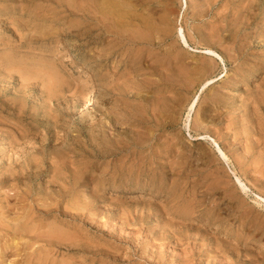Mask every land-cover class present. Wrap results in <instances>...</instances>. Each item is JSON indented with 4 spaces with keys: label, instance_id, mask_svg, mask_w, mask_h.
Wrapping results in <instances>:
<instances>
[{
    "label": "rangeland",
    "instance_id": "obj_1",
    "mask_svg": "<svg viewBox=\"0 0 264 264\" xmlns=\"http://www.w3.org/2000/svg\"><path fill=\"white\" fill-rule=\"evenodd\" d=\"M253 1L0 0V179L28 158L37 174L22 176L21 200L0 188V264H264V205L236 177L264 197V0Z\"/></svg>",
    "mask_w": 264,
    "mask_h": 264
},
{
    "label": "bare ground",
    "instance_id": "obj_2",
    "mask_svg": "<svg viewBox=\"0 0 264 264\" xmlns=\"http://www.w3.org/2000/svg\"><path fill=\"white\" fill-rule=\"evenodd\" d=\"M248 1V0H247ZM255 1V0H254ZM253 1V2H254ZM257 1H260V0H257ZM250 2V1H249ZM245 3H247V2H245ZM259 3V2H258ZM247 4H249V3H247ZM251 4V3H250ZM249 4V5H250ZM20 5V4H19ZM107 6L109 5V4H106ZM123 4H121V6H122ZM253 6H254V4H252ZM255 6H257V4L255 5ZM260 6H261V4H260ZM129 7V6H128ZM243 7V6H242ZM249 7H251V6H249ZM109 8V15L110 16H113V17H115V16H118V14L116 15V12L114 11V5H110V7H108ZM241 8V7H240ZM239 8V9H240ZM245 8V7H244ZM85 9V8H84ZM238 9V8H237ZM116 11H117V9H115ZM258 10V9H257ZM246 11H248L247 10V8H246ZM250 11V10H249ZM254 11V10H253ZM107 12V11H106ZM119 12V11H118ZM233 12V11H232ZM243 12V11H242ZM98 13V12H97ZM120 13V12H119ZM257 13V12H256ZM237 14V13H236ZM248 14V13H247ZM247 14H245L246 16H247ZM104 15V14H103ZM102 15V16H103ZM119 15H122V14H119ZM124 15V14H123ZM123 15L121 16V19L123 18ZM245 16V17H246ZM249 16V15H248ZM104 17H106L105 15H104ZM109 17V16H108ZM107 17V18H108ZM119 17V16H118ZM125 17H127V16H125ZM217 18V17H216ZM242 18V17H241ZM240 18V19H241ZM244 18V17H243ZM243 18H242V20H243ZM249 18V17H248ZM81 19V18H80ZM89 19V18H88ZM104 19V18H103ZM108 19H111V18H108ZM108 19H107V21H108ZM112 19H115V18H112ZM117 19V18H116ZM115 19V20H116ZM129 19V18H128ZM134 19V18H133ZM225 19V18H224ZM251 19V18H250ZM118 20V19H117ZM130 20V19H129ZM218 20V19H217ZM239 20V19H238ZM244 20H246V19H244ZM106 21V20H105ZM120 21V20H119ZM118 21V22H119ZM139 21V20H138ZM137 21V22H138ZM141 21V20H140ZM264 21V20H263ZM109 22V21H108ZM117 22V21H116ZM117 22V23H118ZM124 22H126V21H124ZM124 22H122V23H124ZM131 22V21H130ZM144 22V21H143ZM142 22V23H143ZM225 22V21H224ZM229 22V21H228ZM243 24L245 23V22H243V21H241ZM253 22V21H252ZM111 21H110V23H108V24H110L109 26L110 27H112V25H111ZM128 22H126V24H127ZM234 23V22H233ZM116 23H114V25H115ZM119 24H120V22H119ZM132 24V23H131ZM144 24H146L145 22H144ZM143 24V25H144ZM219 24V23H218ZM228 24V23H227ZM246 24V23H245ZM263 24V23H262ZM113 25V26H114ZM116 25H118V24H116ZM138 25V24H137ZM237 25V24H236ZM241 25V24H240ZM239 25V26H240ZM119 26V25H118ZM128 26V25H127ZM130 26V25H129ZM132 26V25H131ZM142 26V25H141ZM146 26H147V24H146ZM108 27V26H107ZM109 27V28H110ZM115 27V29H116V26H114ZM120 27V26H119ZM136 26H134L133 27V29L135 28ZM138 27V26H137ZM144 27H145V25H144ZM219 27V26H218ZM257 27V26H256ZM261 27V26H260ZM138 28H140V27H138ZM143 28V27H142ZM147 28V27H146ZM145 28V29H146ZM159 28V27H158ZM167 28V27H166ZM216 28V27H215ZM222 28V27H221ZM262 28V27H261ZM114 29V28H113ZM115 29H114V31H115ZM130 29H132V28H129V30ZM144 29V30H145ZM160 29V28H159ZM237 29V28H236ZM263 29V28H262ZM128 30V31H129ZM136 30H139V29H136ZM135 29L133 30V31H135V33H136V35L137 34H140V35H138V37L139 36H141L142 34L140 33V32H138V31H136ZM166 30V29H165ZM168 30V29H167ZM166 30V31H167ZM217 30V29H216ZM114 31H111L112 33L114 32ZM119 31H121V30H119ZM118 31V32H119ZM141 31V30H140ZM103 32V31H102ZM106 32V31H105ZM110 32V33H111ZM116 32H117V30H116ZM125 32V31H124ZM130 32V31H129ZM263 32V31H262ZM121 33V32H120ZM123 33V32H122ZM134 32H132L131 34H132V36L131 37H129V39L131 38V40L130 41H133L132 40V38L133 37H136V35L134 36V34H133ZM165 33V32H164ZM184 31L181 29V40L183 41V43H184V45L185 46H187V47H190L189 46V44H188V42H187V39H186V37H185V35H184ZM259 33V32H258ZM117 34V33H116ZM116 34H114V35H116ZM149 34V33H148ZM212 34V33H211ZM119 34H117V36H118ZM124 35V34H123ZM126 35V34H125ZM124 35V36H125ZM51 36V35H50ZM123 36V37H124ZM144 36V35H143ZM258 36V35H257ZM101 37V36H100ZM120 37V36H119ZM152 37V36H151ZM229 37V36H228ZM115 38V37H114ZM121 38H122V36H121ZM143 37H141V40H138V38H137V41H142V40H144V38L142 39ZM215 38V37H214ZM218 38H219V36H218ZM226 38V37H225ZM77 39V38H76ZM108 39V38H107ZM128 39V40H129ZM135 39V38H134ZM139 39H140V37H139ZM146 39V38H145ZM149 39H151V38H149ZM148 39V40H149ZM210 39V38H209ZM243 39V38H242ZM251 39V38H250ZM75 40V39H74ZM127 40V41H128ZM206 40V39H205ZM80 41V40H79ZM104 41V40H103ZM135 41V40H134ZM144 41H146V40H144ZM216 41V40H215ZM143 42V41H142ZM148 42H150V41H148ZM151 42H153V41H151ZM207 42V41H206ZM220 42V41H219ZM218 42V43H219ZM235 42V41H234ZM237 42V41H236ZM129 43V42H128ZM212 43V42H211ZM227 43V42H226ZM136 44V43H135ZM145 44V43H144ZM208 44V43H207ZM125 45V44H124ZM228 45V44H227ZM236 45V44H235ZM245 45V44H244ZM60 46V45H59ZM58 46V47H59ZM110 46H112V45H110ZM160 47V46H159ZM207 47H208V45H207ZM227 47V46H226ZM248 47V46H247ZM71 48V47H70ZM74 48V47H73ZM84 49V48H83ZM142 50V49H141ZM221 50H223L222 48H221ZM216 51V50H215ZM215 51H212V50H205V52H206V54H208L209 55V57H211V58H213V59H219L221 62H224V60H223V57H221L220 55H218ZM232 51V50H231ZM230 51V52H231ZM83 52V51H82ZM149 53V52H148ZM156 53V52H155ZM167 53V52H166ZM82 54V53H81ZM114 54V53H113ZM150 54V53H149ZM171 54V53H170ZM114 56V55H113ZM161 57V56H160ZM174 57V56H173ZM229 57V56H228ZM150 58V57H149ZM105 59V58H104ZM151 59H152V57H151ZM159 60V59H158ZM166 60V59H165ZM169 60V59H168ZM172 60V59H171ZM175 60V59H174ZM152 61H153V59H152ZM163 61V60H162ZM155 63V62H154ZM177 64V63H176ZM257 64V63H256ZM185 65V64H184ZM183 65V66H184ZM201 65V64H200ZM152 66V65H151ZM196 66V65H195ZM195 66H193V67H195ZM233 66V65H232ZM241 66V65H240ZM245 66V65H244ZM180 67V66H179ZM173 68V67H172ZM182 68V67H181ZM196 68V67H195ZM225 68V67H224ZM23 69V68H22ZM155 69V68H154ZM168 69H170V68H168ZM176 69H177V67H176ZM258 69V68H257ZM164 70V69H163ZM179 70V69H178ZM184 70V69H183ZM188 70V69H187ZM37 71V70H36ZM173 71V70H172ZM241 71V70H240ZM41 72V71H40ZM46 72V71H45ZM177 72V71H176ZM187 73H188V71H186ZM201 72V71H200ZM243 72V71H242ZM170 73V72H169ZM172 73V72H171ZM174 73V72H173ZM239 73V72H238ZM24 74H27V73H24ZM184 74V73H183ZM190 74V73H189ZM208 74V73H207ZM46 75V74H45ZM48 75V74H47ZM176 75V74H175ZM211 75V74H210ZM28 76V75H27ZM40 76V75H39ZM54 76V75H53ZM184 76V75H183ZM187 76V75H186ZM234 76V75H233ZM21 77H23V76H21ZM24 77H26V76H24ZM23 77V78H24ZM45 77H47V76H45ZM52 77V76H51ZM170 77V76H169ZM206 77V76H205ZM257 77V76H256ZM23 78L21 79V80H23ZM132 78V77H131ZM134 78V77H133ZM174 78V77H173ZM178 78V77H177ZM190 78V77H189ZM26 79V78H25ZM46 79V78H45ZM50 79V78H49ZM52 79H53V77H52ZM171 79H172V77H171ZM127 80V79H126ZM133 80V79H132ZM169 80V79H168ZM201 80V79H200ZM209 80V79H208ZM25 81V80H24ZM42 81V80H41ZM117 81V80H116ZM175 81V80H174ZM213 81V80H212ZM26 82V81H25ZM43 82H44V80H43ZM51 82V81H50ZM131 82V81H130ZM157 82V81H156ZM238 82V81H237ZM47 83H49V82H47ZM117 83V82H116ZM121 83V82H120ZM179 83V82H178ZM46 84V83H45ZM51 84H52V82H51ZM54 84V83H53ZM186 84V83H185ZM197 84V83H196ZM204 84H208V82H206V83H204ZM209 84H210V82H209ZM58 85V84H57ZM73 85V84H72ZM94 85V84H93ZM114 86H115V84H113ZM202 85V84H201ZM232 85V84H231ZM64 86V85H63ZM224 86V85H223ZM228 86V85H227ZM57 87V86H56ZM86 87V86H85ZM113 87V86H112ZM118 87H119V85H118ZM189 87V86H188ZM194 87V86H193ZM206 87V86H205ZM64 88V87H63ZM77 88V87H76ZM79 88V87H78ZM81 88H82V86H81ZM96 88V87H95ZM175 88V87H174ZM207 88V87H206ZM230 88V87H229ZM49 89H51L52 90V87L51 88H49ZM65 89V88H64ZM83 89V88H82ZM85 89V88H84ZM83 89V90H84ZM90 89V88H89ZM93 89V88H92ZM110 89V88H109ZM115 89V88H114ZM204 90H205V88H203ZM56 90V89H55ZM62 90V89H61ZM175 90H177V88L175 89ZM94 91V90H93ZM95 91H97V90H95ZM165 91V90H164ZM170 91V90H169ZM173 91V90H172ZM178 91V90H177ZM87 92V91H86ZM113 92V91H112ZM174 92V91H173ZM222 92V91H221ZM226 92V91H225ZM178 93V92H177ZM181 93V92H180ZM220 93V92H219ZM85 94V93H84ZM95 94V93H94ZM171 94V93H170ZM217 94H218V92H217ZM60 95V94H59ZM67 95H69V94H67ZM81 95V94H80ZM87 94H85V96H86ZM112 95V94H111ZM133 95V94H132ZM166 95V94H165ZM180 95V94H179ZM227 95V94H226ZM70 96H72V95H70ZM88 96V95H87ZM86 96V97H87ZM131 96V95H130ZM164 96V95H163ZM167 96H169V95H167ZM174 96H176L175 94H174ZM220 96V95H219ZM82 97V96H81ZM95 97V96H94ZM156 97V96H155ZM165 97V96H164ZM183 97V96H182ZM213 98V97H212ZM65 99V98H64ZM80 99V98H79ZM159 99V98H158ZM178 99H180V98H178ZM222 99V98H221ZM225 99V98H224ZM55 100V99H54ZM68 100H70V99H68ZM77 100H78V98H77ZM77 100H76V102H77ZM190 100V99H189ZM227 100V99H226ZM81 101H82V99H81ZM84 101V100H83ZM210 101V100H209ZM50 102H52V100H50ZM69 102V101H68ZM68 102H66V103H68ZM60 103V102H59ZM65 103V102H64ZM74 103V102H73ZM84 103V102H83ZM110 103V102H109ZM155 103H157V102H155ZM162 103V102H161ZM223 103V102H222ZM87 104V103H86ZM85 104V105H86ZM63 106H64V104H62ZM151 105H152V103H151ZM206 105V104H205ZM217 105V104H216ZM66 106V105H65ZM67 106H69V105H67ZM84 106V105H83ZM87 106V105H86ZM153 106V105H152ZM195 106H196V102L191 106V112L193 111V110H195ZM209 106V105H208ZM263 106V105H262ZM74 107V106H73ZM174 107V106H173ZM51 108V107H50ZM84 108V107H83ZM153 108V107H152ZM175 108V107H174ZM208 108V107H207ZM20 109V108H19ZM23 110V109H22ZM59 110V109H58ZM153 110V109H152ZM162 110V109H161ZM172 110H174V109H172ZM171 110V111H172ZM184 110V109H183ZM212 110V109H211ZM137 111V110H136ZM165 111V110H164ZM175 111V110H174ZM173 111V112H174ZM209 111V110H208ZM26 112V111H25ZM24 112V113H25ZM67 112V111H66ZM106 112V111H105ZM201 112V111H200ZM207 112V111H206ZM19 113V112H18ZM23 113V112H22ZM82 113H85V112H82ZM95 113H97V112H95ZM107 113V112H106ZM155 113V112H154ZM21 114V113H20ZM26 114V113H25ZM130 114V113H129ZM144 114V113H143ZM191 114V113H190ZM81 115V114H80ZM108 116V115H107ZM190 116V115H189ZM29 117V116H28ZM38 117V116H37ZM81 117V116H80ZM110 117V116H109ZM154 117V116H153ZM26 118V117H25ZM156 118V117H155ZM176 118V117H175ZM34 119V118H33ZM160 119V118H159ZM24 120V119H23ZM199 120V119H198ZM36 122H37V120H35ZM52 121V120H51ZM51 121H48V123L49 122H51ZM141 121V120H140ZM173 121V120H172ZM53 122H56V121H53ZM80 122V121H79ZM71 123V122H70ZM38 124V123H37ZM51 124V123H50ZM53 124V123H52ZM92 124V123H91ZM137 124V123H136ZM176 124V123H175ZM203 124V123H202ZM245 124V123H244ZM39 125V124H38ZM43 125V124H42ZM53 125H56V124H53ZM59 125V124H58ZM166 125V124H165ZM169 125V124H168ZM198 125V124H197ZM204 125V124H203ZM57 126V125H56ZM59 127V126H58ZM85 127V126H84ZM242 127V126H241ZM244 127V126H243ZM15 128V127H14ZM56 129H57V127H55ZM64 128V127H63ZM62 128V129H63ZM128 128V127H127ZM142 128V127H141ZM199 128V127H198ZM202 128H203V126H202ZM240 128V127H239ZM140 129V128H139ZM188 129V128H187ZM3 130V129H2ZM18 130V129H17ZM53 130H54V128H53ZM149 130H151V129H149ZM211 130V129H210ZM51 131V130H50ZM61 131V130H60ZM63 131H64V129H63ZM68 131V130H67ZM139 131V130H138ZM141 131V130H140ZM240 131V130H239ZM20 132V131H19ZM133 132V131H132ZM216 132V131H215ZM215 132H214V134H215ZM241 132V131H240ZM54 133V132H53ZM57 133V132H56ZM84 133V132H83ZM136 133V132H135ZM139 133V132H138ZM223 133V132H222ZM264 133V132H263ZM21 134H23V133H21ZM55 134V133H54ZM101 134V133H100ZM247 134V133H246ZM3 135H4V133H3ZM10 135V134H9ZM39 135H41V134H39ZM68 135V134H67ZM67 135H64V137L65 136H67ZM203 135V134H202ZM222 135V134H221ZM7 135H5V137H6ZM57 136V135H56ZM55 136V137H56ZM102 136V135H101ZM100 136V138L102 139V137ZM148 136H149V134H148ZM220 136V135H219ZM10 137V136H9ZM31 137V136H30ZM59 137V136H58ZM57 137V138H58ZM61 137H63V136H61ZM221 137V136H220ZM3 138H4V136H3ZM32 138V137H31ZM34 138H36V137H34ZM6 139V138H5ZM8 139V138H7ZM19 139H23V138H19ZM26 139V138H25ZM28 139H30V138H28ZM37 139V138H36ZM48 139H50V138H48ZM59 139V138H58ZM64 139V138H63ZM66 139V138H65ZM200 140H213V139H211V137L210 136H200V138H199ZM12 140V139H11ZM16 140V139H15ZM13 141L12 143H11V146H12V148H21V150L24 148H22L21 147V145H24V146H26L25 144H19V142H18V144L17 143H15V142H17V140L16 141ZM46 140V139H45ZM139 140V139H138ZM154 140V139H153ZM24 141V140H23ZM26 141V140H25ZM31 141V140H30ZM37 141H39V140H37ZM44 141V140H43ZM53 141V140H52ZM102 140H100V142H101ZM224 141V140H223ZM33 142H34V139H33ZM32 142V143H33ZM213 142L217 145V149H218V151H219V153H220V155H221V157H222V159L225 161V162H229V158H228V156L221 150V148H220V146L217 144V142L215 141V140H213ZM230 142V141H229ZM241 142V141H240ZM20 143H22V142H20ZM42 142H40V144H41ZM46 143V142H45ZM102 143V142H101ZM8 144H10L9 142H8ZM28 144V143H27ZM34 144V143H33ZM37 144V143H36ZM39 144V145H40ZM103 144V143H102ZM124 144V143H123ZM224 144V143H223ZM235 144V143H234ZM246 144V143H245ZM253 144V143H252ZM39 145H38V147H39ZM238 145V144H237ZM41 146V145H40ZM145 146V145H144ZM231 146V145H230ZM27 147V146H26ZM36 147V146H35ZM46 147V146H45ZM44 147V148H45ZM75 147V146H74ZM9 148H11V147H9ZM19 148V149H20ZM29 148H31V150L33 151V146L31 147H29ZM43 148V147H42ZM105 148V147H104ZM155 148V147H154ZM18 149V153H16L15 152V154H17L18 156H21L23 153H20L21 151ZM156 149V148H155ZM3 150V149H2ZM6 150V149H5ZM16 150V149H15ZM24 150H25V148H24ZM34 150H36V149H34ZM38 150V149H37ZM202 150V149H201ZM241 150V149H240ZM10 151H12V150H10ZM27 151H28V149H27ZM30 151V150H29ZM39 151V150H38ZM199 151V150H198ZM262 151V150H261ZM13 152V151H12ZM11 152V153H12ZM23 152V151H22ZM201 152V151H200ZM232 152V151H231ZM246 152H248V151H246ZM123 153V152H122ZM240 153V152H239ZM257 153V152H256ZM25 154V153H24ZM29 154V153H28ZM34 154H36V153H34ZM40 154V153H39ZM27 155V154H26ZM68 155V154H67ZM113 155V154H112ZM128 155V154H127ZM233 155V154H232ZM242 155V154H241ZM13 156V155H12ZM15 157H16V155H14ZM13 156V158L15 159V157ZM18 156H17V158H18ZM28 156V155H27ZM31 156V155H30ZM37 156V155H36ZM132 156V155H131ZM24 157H25V155H24ZM180 157V156H179ZM21 158V157H20ZM23 158V157H22ZM21 158V159H22ZM26 158V157H25ZM32 158V157H31ZM107 158V157H106ZM13 159V160H14ZM19 159V158H18ZM20 159V160H21ZM29 159V158H28ZM27 159V161H32L33 159H29L28 160ZM34 159H35V157H34ZM37 159V158H36ZM180 159V158H179ZM208 159V158H207ZM10 160H11V156H10ZM232 160V159H231ZM230 160V161H231ZM6 161V160H5ZM9 161V160H8ZM7 161V162H8ZM23 161V160H22ZM36 161V160H35ZM156 161V160H155ZM242 161V160H241ZM16 162H19V160H14V161H12L11 160V163H13V164H15ZM28 163V166L26 167V166H22L21 168H19V169H14V167H10V161H9V165L8 164H6V165H8V167H10V169L11 168H13V170H10V171H7L6 173V175L5 176H3L1 179H0V188L1 187H4V186H12L13 188H14V191L16 190V192L13 194L14 195V198H16L15 200H21V198H22V195H23V191H21V185H20V181H21V178H22V176H24L25 178H30V177H32V176H36L37 174H36V169H34V167H33V164H31V163ZM33 162V161H32ZM39 162V161H38ZM37 162V163H38ZM164 162V161H163ZM243 162V161H242ZM36 162H34V165H36L37 164ZM252 163V162H251ZM21 164V163H20ZM24 164V163H23ZM23 164H21V165H23ZM66 164V163H65ZM255 164V163H254ZM16 165H18L17 163H16ZM24 165H26V164H24ZM135 165V164H134ZM240 165V164H239ZM259 165H260V163H259ZM64 166V165H63ZM18 167V166H17ZM20 167V166H19ZM242 167V166H241ZM5 168H7V167H5ZM4 168V169H5ZM38 168V167H37ZM41 168V167H40ZM249 168H250V166H249ZM254 168V167H253ZM257 168V167H256ZM39 169V168H38ZM60 169V168H59ZM129 169V168H128ZM17 170H19V171H17ZM6 171V170H5ZM261 171H262V169H261ZM38 172V171H37ZM5 173V172H4ZM56 174V173H55ZM235 174V173H234ZM237 174V173H236ZM235 174V175H236ZM251 174V173H250ZM40 175V174H39ZM38 175V176H39ZM66 176V175H65ZM259 176V175H258ZM58 177V176H57ZM236 177H237V184H238V187H239V189H240V191H242V192H244L245 193V195H250V194H253V196L256 198V203L258 204V205H264V197H262L261 195H258V194H256L255 192H253V189H252V187H250L241 177H239L238 175H236ZM252 178V177H251ZM258 178V177H257ZM23 179V178H22ZM33 179V178H32ZM55 179V178H54ZM57 179V178H56ZM59 179V178H58ZM25 180V179H24ZM34 180V179H33ZM23 181V180H22ZM141 181V180H140ZM258 181H260V180H258ZM53 182H54V180H53ZM55 182H56V180H55ZM54 182V183H55ZM262 182V181H261ZM57 183V182H56ZM79 183V182H78ZM214 184V183H213ZM216 184V183H215ZM256 184V183H255ZM25 185V184H24ZM62 185V184H61ZM87 185V184H86ZM212 185V184H211ZM26 187V186H25ZM32 187V186H31ZM34 188V187H33ZM32 188V189H33ZM47 188V187H46ZM3 189V188H2ZM2 189H0V190H2ZM31 189V190H32ZM213 190V189H212ZM9 191V190H8ZM30 191V190H29ZM48 191V190H47ZM46 192V191H45ZM81 192H83V191H81ZM13 193V192H12ZM43 193V192H42ZM260 194V193H259ZM264 194V193H263ZM262 194V195H263ZM43 195V194H42ZM45 196H51V195H46V193L44 194ZM26 196V195H25ZM5 197H7L6 195H5ZM8 197H9V195H8ZM10 197H12V196H10ZM31 197V196H30ZM38 197V196H37ZM62 197V196H61ZM29 198V197H28ZM40 198V197H39ZM42 198V197H41ZM63 198V197H62ZM61 198V199H62ZM50 198H48V200H49ZM37 200V199H36ZM41 200V199H40ZM51 200V199H50ZM5 201H7V200H5ZM24 201V200H23ZM54 201V200H53ZM52 201V202H53ZM55 202V201H54ZM58 202V201H57ZM59 202H60V200H59ZM7 203V202H6ZM14 203H16V202H14ZM19 203V202H18ZM45 203V202H44ZM21 204V203H20ZM20 204H18V205H20ZM31 204H33V203H31ZM37 206V205H36ZM39 206H40V204H39ZM8 207H9V205H8ZM8 207H7V209H8ZM13 207H15V206H13ZM38 207V206H37ZM17 207H15L14 209H16ZM39 208V207H38ZM45 208V207H44ZM6 209V208H5ZM53 209V208H52ZM10 210V209H9ZM40 210V209H39ZM5 213V212H4ZM49 214V213H48ZM241 215H242V213H241ZM1 216V215H0ZM14 216V215H13ZM18 216V215H17ZM42 216V215H41ZM5 218L6 216H2L1 218ZM15 217V216H14ZM248 217V216H247ZM24 218V217H23ZM28 218V217H27ZM22 219V218H21ZM242 219V218H241ZM23 220V219H22ZM22 220H19V222L21 221V222H24V221H22ZM249 220V219H248ZM258 220V219H257ZM7 221H9V220H7ZM11 221H13V220H11ZM10 221V222H11ZM214 221H217V220H214ZM35 222V221H34ZM6 223V222H5ZM16 223V222H15ZM14 223V224H15ZM252 223H253V221H252ZM3 224V223H2ZM1 224V225H2ZM17 224V226H15L16 227V229H17V232H19V227H20V225H18V222L16 223ZM21 224V223H20ZM23 224V223H22ZM254 224V223H253ZM4 226V225H3ZM6 226H7V224H6ZM251 226V225H250ZM12 227H13V223H12ZM23 227V226H22ZM0 228H2V227H0ZM8 228L10 229V224L8 225ZM250 228V227H249ZM21 229V228H20ZM23 229H25V228H23ZM44 229H45V227H44ZM49 229V228H48ZM259 229V228H258ZM257 229V230H258ZM1 230V229H0ZM11 230V232H12V229H10ZM14 230V229H13ZM40 230V229H39ZM46 230V229H45ZM54 230V229H53ZM264 230V229H263ZM16 231V230H15ZM51 231V230H50ZM3 232V231H2ZM25 232H26V230H25ZM35 232V231H34ZM16 233V232H15ZM14 233V234H15ZM30 233V232H29ZM42 233V232H41ZM56 233V232H55ZM59 233V232H58ZM7 234V233H6ZM13 234V233H12ZM11 234V235H12ZM47 234V233H46ZM53 234V233H52ZM23 235V234H22ZM39 235H41V234H39ZM54 235V234H53ZM254 235V234H253ZM27 236H29V235H27ZM35 236H37V237H39L38 235H35ZM3 237V236H2ZM49 237V236H48ZM31 238V237H30ZM36 238H34V240H35ZM39 239V238H38ZM50 239H53V238H51V237H49L48 239H47V241L48 242H50V244H51V240ZM67 239V238H66ZM9 240V239H8ZM71 240V239H70ZM69 240V241H70ZM27 241V240H26ZM36 241V240H35ZM47 241H45L46 243H47ZM53 241V240H52ZM33 242V241H32ZM55 242V241H54ZM71 242H73V241H71ZM25 243V242H24ZM44 243V242H43ZM53 243V242H52ZM34 244V243H33ZM47 244H49V243H47ZM54 245H56V243H54ZM53 245V246H54ZM42 246V245H41ZM48 246V245H47ZM50 246H52V244L50 245ZM49 246V247H50ZM70 247V246H69ZM17 249V248H16ZM46 249V248H45ZM59 249V248H58ZM59 252V251H58ZM46 253H48V252H46ZM49 254V253H48ZM4 257V255L2 256V258ZM5 258V257H4ZM0 261H1V259H0ZM3 261H5V260H3ZM17 261V260H16ZM1 263V262H0ZM3 263V262H2Z\"/></svg>",
    "mask_w": 264,
    "mask_h": 264
}]
</instances>
